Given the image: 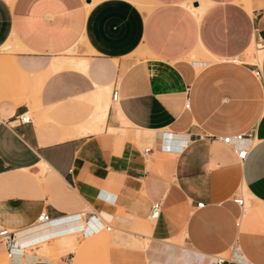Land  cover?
I'll use <instances>...</instances> for the list:
<instances>
[{"label": "crops", "instance_id": "0c3cea01", "mask_svg": "<svg viewBox=\"0 0 264 264\" xmlns=\"http://www.w3.org/2000/svg\"><path fill=\"white\" fill-rule=\"evenodd\" d=\"M143 223L78 249L264 264V0H0V224L69 243Z\"/></svg>", "mask_w": 264, "mask_h": 264}, {"label": "rangeland", "instance_id": "374dc122", "mask_svg": "<svg viewBox=\"0 0 264 264\" xmlns=\"http://www.w3.org/2000/svg\"><path fill=\"white\" fill-rule=\"evenodd\" d=\"M9 2H13L14 0H8ZM263 51L261 49V47H257L256 45H254L252 47V49L250 50L249 54H257V52ZM263 53V52H262ZM147 147H151V145H148ZM243 200L246 202V210H248L249 208V202H248V197L246 196L245 193H243ZM155 221L154 220H148L146 222V224L149 226L151 224H153ZM110 227H115L114 225H108ZM144 226L143 224H135L132 227L129 226H123L120 227V230L117 231H112L108 232V231H104L102 232L97 238L92 237L87 239H83L81 236L76 237L75 242H69V243H61L58 240H51L47 241V239L50 237L48 236V230H44L38 234L32 235V237L29 238H23V239H19L18 243L21 245L22 248H24L26 250L27 253L30 254H39L40 256H46V255H51L52 258L54 259H58L61 256H67L69 253H73L75 252V256L76 259L74 260V264H85V262L87 261V263L90 264H104L105 262V258H106V253L103 252H90L89 254H86L85 257L83 256L84 253H82V251H80L79 248V244H89L92 243L95 239L96 242H105L108 243V241L113 237V235H115L114 237H116V235L119 234L120 235H124V233H129L131 234L130 237H134L135 235L139 236L142 233V227ZM75 230V229H74ZM63 234H67L66 232H62ZM76 233V232H75ZM53 237L58 238L60 236L59 234H53L51 235ZM33 239H36L34 241L36 242H41L38 245L34 246L33 248H29V244H31V242H33ZM58 241V242H57ZM46 244H54L56 245H60V246H64V248H49V250H47L46 248H42V245H46ZM10 260L8 258V255L6 253L5 247L4 245H0V264H9Z\"/></svg>", "mask_w": 264, "mask_h": 264}, {"label": "built area", "instance_id": "2783aa9c", "mask_svg": "<svg viewBox=\"0 0 264 264\" xmlns=\"http://www.w3.org/2000/svg\"><path fill=\"white\" fill-rule=\"evenodd\" d=\"M257 77H261V72L258 71L256 73ZM119 93L117 91L114 92L113 94V101L118 100ZM19 121L24 124H28L31 122V117L28 115H24L20 117ZM243 136H238L235 138H226L224 139V143L231 144L235 141H242ZM237 155L240 160L244 161L247 158V151L246 150H240L237 152ZM236 204L243 206L244 205V200L239 199L235 201ZM198 207L203 208L204 204H199ZM162 213V204L161 203H155L151 209V214L150 218L151 220H158L161 216ZM50 223V218L46 213H43L39 218H38V223L37 224H48ZM112 227H107V231L111 232ZM0 245H4L6 253L8 255V258L10 260L9 264H17L15 263V257H16V252L19 249V245L17 242V235L16 233L10 232L9 230L5 229L1 224H0Z\"/></svg>", "mask_w": 264, "mask_h": 264}, {"label": "bare ground", "instance_id": "6f19581e", "mask_svg": "<svg viewBox=\"0 0 264 264\" xmlns=\"http://www.w3.org/2000/svg\"><path fill=\"white\" fill-rule=\"evenodd\" d=\"M93 123V122H92ZM91 126V125H90ZM96 130V129H95ZM97 132V131H96ZM69 137V136H68ZM39 225H42L43 226V224H39ZM46 229H48V228H44V230H46ZM36 230V229H35ZM61 230V229H60ZM92 237H94V236H92ZM92 237H89V238H92ZM17 242H18V240H17ZM18 245H20L19 243H18ZM19 248H21V249H23L21 246H19ZM27 250V249H26ZM26 250H25V252H26ZM23 252V251H22ZM20 254V253H19ZM23 255V254H22ZM21 259V258H20Z\"/></svg>", "mask_w": 264, "mask_h": 264}]
</instances>
